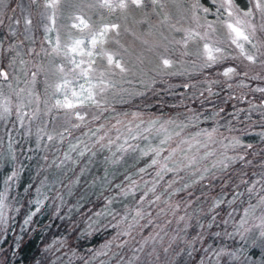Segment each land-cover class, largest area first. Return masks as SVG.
I'll return each mask as SVG.
<instances>
[{"label": "rangeland", "instance_id": "1", "mask_svg": "<svg viewBox=\"0 0 264 264\" xmlns=\"http://www.w3.org/2000/svg\"><path fill=\"white\" fill-rule=\"evenodd\" d=\"M47 2L48 0H36L35 3L32 0H2L0 2V20H3V23L0 24V42L3 45L0 47V68L9 72L7 81L0 78V110H2L6 98L10 100L12 109L10 115L5 119H0V169L3 155L7 156L5 162L10 166L1 178L0 192L4 191L5 179L14 170H18L20 173V168L27 164L28 157H35L36 160L39 159L37 168L39 172L28 201L35 204L34 201L37 199L42 201L49 199V203L56 202L52 211L64 208L68 213L74 209L78 210L90 195H94L95 198H103V204L100 207L84 216L83 225L87 233L85 239L89 240L102 229V232L106 229L110 234L93 248L91 253H83L82 249L67 248V245H64L67 242L65 238L63 240L61 238L53 239L49 245L55 252V257L52 259L55 260V264H84V260L90 259L94 252L100 250L106 241L116 235L118 229L111 225L116 224L125 214H128V219L131 221L132 215L138 207H143L146 213L139 224H147V227L137 226V229L132 233L134 239L126 236L121 237V240H129V244L123 249H116L113 246V251L117 255L109 253L108 256L98 257L92 261V264H99L100 260H104L106 264H127L128 259L133 256V250L139 249L145 238L153 237L157 232L160 236L155 241L150 240L149 244L144 246V252L136 253L139 260L135 264H185L190 259L191 264H200L202 259L205 264H209L206 257H211L214 264L215 258L211 256V249L220 247L236 249L243 246L258 256L259 248H251L249 242L242 241L239 235L229 236L226 233H234L243 216V210L248 207L249 203L257 202V192H260L259 185L253 193L247 192L246 189L252 182L260 180L264 175V139H261L259 135L264 125L252 124L246 118L250 104L264 102V93L251 91L256 87H264V80L250 79L257 72L264 75V70H261L259 66H254V71L249 73V78L234 77L232 80H227L221 75L223 69L227 66L239 65V59L228 60L209 69L201 68L202 62L198 57L189 56L184 58L183 65H176L168 69V71H182L185 73L184 75L161 76L158 72L152 71L159 63L155 54H146L147 59L144 65H139L136 61V57L144 51L146 46L131 33L135 31L137 35H140L148 28L147 23H137L144 18L141 10L130 8L126 14L119 9L110 12L107 8L100 7L97 0H60L57 8L51 9L46 7ZM192 2L193 0H185L184 7L188 8ZM236 2L245 9L251 6L249 0H236ZM200 3L211 10L207 14V19L217 20L216 9L219 0H217V4H213L212 0H200ZM168 10L175 12V8L171 4H169ZM148 11L151 10L148 9ZM53 12H55L54 23L48 19ZM125 15H127V19H125ZM201 15L204 14L201 13ZM26 16L32 20V24L27 26V30L24 23ZM75 17H82L88 27H83V25L72 27L73 24H79ZM17 19L20 21L19 24L14 23V20ZM158 19L155 14L150 17L152 23H156ZM219 19L222 20L224 17L221 16ZM110 23L121 25L120 35L116 36L110 32L103 49L108 52H118L123 58V62L132 67L133 74H128L123 78L124 81H131V83L121 82L118 84L117 90L109 89L107 93L103 94L107 98V103L103 104V109L106 110L91 104H85L75 110L53 107L57 99H64L65 92H67L68 98L73 100V89L79 93L80 85H84V88L89 86L86 79L78 75L79 69L76 70L77 74L69 71L75 66L69 63V56L72 54L70 53L69 56L63 54L65 46L74 39H84L85 51L93 52L91 57V60L94 61L93 68L103 70L107 62L100 54L101 46L98 44L96 48L89 49L86 37L90 31L95 34L105 24ZM190 23L191 21L184 22V26L187 27ZM216 27L217 38L224 39V28L219 24ZM125 28H129L131 31L125 32ZM161 30L165 35H169L166 29ZM171 35L179 39L181 34L172 33ZM57 37H59V52L54 51L57 48ZM116 40H119V44L115 43ZM10 45L14 47L10 49ZM196 50V45L189 46V51L196 52ZM158 51L163 52V49H158ZM229 51L235 55L233 49H229ZM17 53L20 55L17 56ZM171 56L174 60L180 59L178 53H172ZM13 57H16L14 64H12ZM75 59L79 62L81 57L77 54ZM83 59L85 64L81 67L86 68L89 57L84 56ZM20 60H24L26 63L22 65ZM148 60L151 63H148ZM193 60L197 61L195 65L191 63ZM245 63L247 62L245 61ZM60 65L64 66L63 73L59 71ZM33 72L36 73L34 79ZM149 77H155L156 83L146 88L144 84L140 83V79L143 78L147 82ZM65 79L70 81V84L58 91L55 86L63 84ZM114 79L122 81L120 76H115ZM241 79H244L247 87H237ZM213 81H220V83H211ZM92 82L96 83L95 80ZM227 83H232L233 87L228 88ZM185 84L190 86L186 88ZM209 87L212 89L211 94L208 92ZM20 89H24V92H20ZM119 89H128L130 92L144 94L130 96L127 92H121ZM18 92H20L19 96ZM29 93L32 95L30 96ZM162 99L172 108L165 109L166 103H162ZM21 102L25 106L20 109V113H27L23 116V125L17 111V105ZM156 104L164 111L157 112ZM221 108L224 111L220 112L218 117L205 119V117H213L214 113ZM240 109L245 111H238ZM74 111H80L81 115H84V120H79L73 114ZM33 112L36 113L35 116L32 115ZM137 112L142 115L138 118L133 117L132 114ZM193 112L199 114L200 119L186 129V132L219 127L224 136H241L245 140L244 142L252 144L253 148L246 150L247 154L244 160L230 163L223 171L213 169L214 178L210 176L196 184H191V180L184 171H181L179 175L169 172L157 184L156 192H148L144 201H141L140 197L152 186V182L156 178L157 168L153 166L147 168L144 173L139 172L140 168L146 167L151 162V155L142 156L140 150L150 141L153 144L157 143L158 138L150 137L149 140H144L137 137V139H132L128 129H133L132 134L134 135L135 126L140 124L141 119L145 122L158 120L160 123L169 119L187 122V118ZM124 113L128 115L125 116ZM237 115L239 120L236 119ZM94 116H98L99 119H93ZM260 119L259 111L252 112V121ZM117 120H121L123 123L116 124ZM113 124H116V128H112ZM249 124H251L250 127H248ZM73 125H79V127H73ZM101 125L104 127L101 128ZM145 126L144 124L140 125L141 130ZM229 127H234L236 131L229 133ZM40 129L43 131H39ZM241 129H246V133L242 135ZM93 132L96 133L95 136L92 135ZM105 133L107 136L104 143L107 142L108 137L116 142L101 148L96 141L99 136ZM60 134H63L62 138ZM49 135L53 137L52 140L47 139ZM117 136L120 139H117ZM38 137L42 138L38 139ZM126 139L129 144L139 145L135 152L131 149L126 152L119 150L120 145L124 144ZM73 145L77 146L75 150L72 149ZM85 145L90 150H85ZM173 146H175L174 143ZM125 147H127L126 144ZM81 151H84L83 156L80 155ZM236 151L244 154L245 150L237 149ZM166 154L165 152L164 155ZM235 154L232 150L228 151L230 156ZM92 158L95 160L92 161ZM247 161H251V163ZM205 163L210 166L211 158ZM74 165L80 166L77 171L82 173H73ZM80 175L85 179L82 181L78 179L77 177ZM179 176H185V180L181 181ZM16 178L10 182L8 199L5 201L9 205L7 213L8 216L10 215L9 219L19 207L14 204L16 194L13 190L16 187ZM173 178L176 179V183L172 188L167 189V182ZM132 181L137 182L134 190L124 195L123 190ZM145 181L148 182L147 185L144 183ZM184 183H189L191 186L183 188ZM177 188H183V191H175ZM239 188L244 196L254 194L256 197L233 201ZM161 193L163 195L160 200L156 201L155 196ZM49 194L52 197H48ZM61 196L63 202L60 200ZM217 199L223 200L224 203L212 209V205ZM109 200L113 202L109 204ZM148 200L154 202L147 203ZM229 201L233 202L229 203ZM97 212L105 214L96 216ZM108 212L112 214L108 215ZM148 213L150 215H147ZM28 214L29 211H25L21 219L25 220ZM181 216L185 219L180 220ZM149 220L151 223H148ZM225 220L228 221L227 224L223 222ZM202 224L205 227L201 228ZM209 225L211 226L209 227ZM216 233L221 235L217 236ZM207 235L211 236L213 244L215 238L216 242L220 243L219 246H211V242L205 238ZM3 237H5V231L2 233ZM189 241L194 242L189 244ZM226 241L227 244H222ZM169 244L172 247L165 253L163 249L167 248ZM90 247L92 246L89 245L87 249ZM153 247L156 249V255H147ZM1 249L2 247H0ZM175 252L180 254L177 256L174 254ZM121 256L123 260H120Z\"/></svg>", "mask_w": 264, "mask_h": 264}, {"label": "snow or ice", "instance_id": "2", "mask_svg": "<svg viewBox=\"0 0 264 264\" xmlns=\"http://www.w3.org/2000/svg\"><path fill=\"white\" fill-rule=\"evenodd\" d=\"M2 2V0H0ZM33 3L36 0H32ZM98 4L102 8H107L110 12L119 9L123 13H127L130 8L139 9L143 13V19L137 21V23H147V31L137 35L135 31H132V35L136 39H140L145 45L144 51L136 57V61L139 65H144L147 59L146 54H155L159 63L155 68L152 69L154 72H158L161 76H175V75H184L182 71H168V69L173 68L176 65H183L185 63L184 58L189 56H196L202 62L201 68H212L214 65H220L228 60H240V64L237 66H227L223 69L221 75H223L227 80H232L234 77H243L249 78V73L254 71V66H259L261 70H264V0H249L250 7L242 8L236 0H219L218 7L216 9L217 20L210 21L207 19V14L211 11L209 8L204 7L200 0H193L188 8L184 7L185 0H97ZM60 0H48L46 7L51 9H56L59 5ZM213 4H217V0H212ZM171 4L175 8V12L168 10V6ZM148 9L151 11L149 12ZM223 9V11H221ZM190 13V15H189ZM201 13L204 15L202 16ZM152 14H155L159 19L156 23H152L150 17ZM221 16L224 19H219ZM53 23L55 22V12L52 16L48 17ZM79 21V24H73L72 27H88L87 23L83 20L82 17H75ZM127 19V15H125ZM191 21L189 26L185 27L184 22ZM203 21V22H202ZM3 23V20H0V24ZM15 24H19L20 21L14 20ZM24 23L26 26L32 24V20L29 17H25ZM219 24L225 30L224 39H219L216 36L217 27ZM159 25V27H157ZM121 25L118 23L105 24L102 29L97 31L95 34H92L91 31L86 37L88 40L89 49H94L99 44L101 46V55L106 59V66L103 70H98L93 68L94 61L91 60L93 52L91 50L85 51L83 47L85 44L84 39H74L72 42L65 46L64 55L69 56V63L73 64L75 67L69 69L73 74H77L76 70L79 69L78 75L84 77L88 83V88H84V85H80V92L77 93L74 89L72 90L73 100L68 98L67 92L64 94V99H57L53 107L63 108L68 110H75L78 107H82L85 104H91L97 108L103 109V104L107 103V98L103 95L108 92L109 89L117 90V86L121 82L131 83V81H124L123 78L128 74L132 73V67L128 66L123 62V58L119 53L108 52L103 49V45L107 42L108 34L114 33L116 36L120 35ZM161 29H166L169 35H165L164 31ZM125 32L131 31L129 28L124 29ZM172 33H180V38L177 39ZM15 34V33H13ZM148 37H152L149 39ZM30 38V37H26ZM22 43V41H21ZM115 43L119 44V40H116ZM190 45H196V52L189 51ZM2 42H0V47H2ZM10 49L13 48V45L9 46ZM163 49V52H159L158 49ZM235 51L233 55L232 51ZM54 51L59 52V37H57V48ZM178 53L180 59H172L171 54ZM81 57L80 61L77 62L75 55ZM17 56L20 54L17 53ZM84 56L89 57L87 61V67L82 68L81 65L85 64ZM245 61L247 63H245ZM16 62V57H13L12 64ZM151 63L150 60L147 61ZM24 60H20V64H25ZM193 65L197 63L196 60L191 61ZM12 66L11 64L9 65ZM59 71L64 72V66H59ZM143 71V70H141ZM36 73H32L33 79L35 78ZM115 76H120L122 81H117L114 79ZM0 78L3 80L9 79V72L3 68H0ZM252 80H264V75L256 73L250 77ZM95 80L96 83L92 81ZM140 83L144 84L146 88L151 87V85L156 83L155 77H149L147 82L141 78ZM211 83H220V81H213ZM70 84V81L67 79L64 80L63 84H57L56 89L62 90L66 85ZM190 85L185 84L184 87H189ZM228 88H232V83H227ZM237 87H247L244 82V79H241ZM121 92H127L131 95H143L142 92H130L128 89H119ZM251 91L264 93V87H256L251 89ZM20 92H24V89H20ZM20 92L17 95H20ZM209 94H211V87L208 88ZM31 96L32 93H29ZM203 95V93H201ZM98 97H100L98 99ZM231 98V97H229ZM24 103L21 102L17 105V111L20 114V121L23 125V116L27 113H20V109L24 107ZM11 104L10 100L5 99L4 104L2 105V110H0V119H5L8 115L11 114ZM106 110V109H103ZM224 109L221 108L218 112H215L213 117H205V119H215L220 115V112H223ZM238 111H245L240 109ZM254 111H259L261 119L259 121H252L251 114ZM79 120H84V115H81L80 111H74L73 113ZM36 115L35 112L32 114ZM127 116V113H124ZM133 117H140L141 113H133ZM252 124L260 123L264 125V102L259 104H250L249 110L246 117ZM93 119H99L98 116H94ZM200 115L193 112L191 116L187 118V122L179 121L177 122L174 119H169L160 123L158 120H149L145 122L140 120V124L135 126V134L133 135V129L129 128V134L132 139H137V137L144 140H149V138H158V142L153 144L151 141L141 149L142 156L151 155V162L144 168H140L139 172L144 173L147 171V168L156 166V178L152 182V186L148 188L143 196L140 197L141 201H144L147 197L148 192L155 193L156 186L160 180H163L164 176L173 172L179 175L181 171H184L186 176L191 180V184L199 183L210 176L214 178L215 172L213 169H219L223 171L226 169L230 163L235 162L236 160H244L245 155L247 154L246 150L253 148V145L250 143H245L241 136L238 135H229L224 136L220 132L219 127H212L211 129L201 128L195 132H186V129L192 126L194 122H198ZM236 119L239 120V116H236ZM121 120H117L116 124H122ZM131 123V121H129ZM243 123V121H241ZM116 124L112 125V128H116ZM146 125L143 130H141L140 125ZM251 124L248 125L250 127ZM73 127H79V125H73ZM104 126L101 125V128ZM67 131V129H65ZM39 131H43L40 129ZM99 131V129H97ZM119 131V129H117ZM229 133L236 131L234 127L228 128ZM241 134L246 133V129H241ZM61 138L63 134H60ZM93 136L96 135L95 132L92 133ZM261 139H264V127L261 128L259 133ZM107 133L101 135L97 138L96 143L100 144L101 148L108 147L111 144H114L116 141L111 137L107 138V142L104 143ZM42 137H38L41 139ZM48 140H52L53 137L49 135ZM117 139H120L117 136ZM227 141V143H225ZM82 143V142H81ZM173 143L175 146H173ZM125 144L127 147H125ZM11 147V145H9ZM77 146L73 145L72 149L75 150ZM139 145L129 144L127 139L124 144L120 145L119 150L126 152L128 149H131L133 152ZM203 149V152H201ZM237 149H243L244 154L236 151ZM85 150H90L85 145ZM232 150L235 152V155H228V151ZM167 153L164 155V153ZM95 154V153H93ZM80 155H84V151L80 152ZM70 158V157H69ZM211 158L210 166L205 163ZM15 159V156H13ZM251 163V161H247ZM171 165V166H170ZM19 171L14 170L11 175H9L4 181V191L0 192V232L6 230V226L9 222L8 217V208L9 205L5 203L8 199V191L10 182L14 181V178L18 177ZM181 181L185 180V176H179ZM247 183L246 181H242ZM136 181H132L131 184L123 190V194L127 195L129 192L133 191L136 185ZM147 185V181L144 182ZM176 183V179L167 182V189L172 188ZM259 185L260 192H257V202L255 204L249 203L248 207L243 210V216L240 218L234 233H226L229 236L239 235L242 241L249 242L251 248H259L260 253L258 256L251 253L249 248L240 247L236 249H229L226 247H220L217 249H211V256L215 258L214 264H220L222 258L227 257L229 261L235 262V264H264V175H262L260 180L252 182V184L246 189L247 192L253 193ZM191 185L189 183H184L183 188H188ZM31 187V185L29 186ZM119 187V186H118ZM183 188H177L175 191H183ZM165 189V191H167ZM39 191V189H37ZM160 195L155 196V200L159 201L161 198ZM191 195V193H189ZM243 193H239L238 196H242ZM237 197H233V201ZM61 202H63V197H60ZM233 201H229L232 203ZM113 201L109 200L108 203L111 204ZM154 201L148 200L147 203H153ZM34 203L38 206L36 211H30L27 217L24 220V224L28 225L32 222L34 216L37 212L40 211V205L43 204L42 200L37 199ZM224 201L217 199L212 205V209H215L219 205L223 204ZM107 207V206H106ZM178 207V205H176ZM19 211V209H16ZM58 211V210H57ZM163 211V209H161ZM105 213L97 212L96 216L104 215ZM111 215V212L107 213ZM146 213L144 212L143 207H138L135 209L134 215H132L131 221L128 219V214L121 216L120 220L116 224L111 225L114 228H117L118 231L116 235L111 239L105 242L102 245L101 249L94 252L90 259L84 260V264H92V261L96 260L101 256H108L109 253L112 255H117L113 251V246L116 249H123L129 244V240H121V237H130L132 236L133 231L137 229V226L140 228L147 227V224L140 225L139 221L144 219ZM147 215H150L148 213ZM231 215V214H229ZM185 217L181 216L180 220H184ZM214 219V218H213ZM225 224L228 223L227 220L223 221ZM151 223V220L148 221ZM211 225H209L210 227ZM91 227V226H90ZM187 227V225H186ZM201 228L205 227L203 224L200 225ZM215 235L219 236L220 233ZM160 234L157 232L155 236L145 238L142 246L139 249L133 250V256L128 259L127 264H135L139 260V256L136 255L137 252H144V246L149 244V241H155ZM194 241H189L191 244ZM172 245L169 244L167 248H164L163 251L167 253L171 249ZM211 248V246H210ZM175 255H179V252H175ZM190 254V253H189ZM75 255V253H73ZM149 256L156 255L155 247L152 248V251L147 253ZM158 258V257H156ZM209 260V264H213L211 257H206ZM120 260H123V257H120ZM99 264H106L104 260H100ZM200 264H205L204 260L200 261Z\"/></svg>", "mask_w": 264, "mask_h": 264}, {"label": "trees", "instance_id": "3", "mask_svg": "<svg viewBox=\"0 0 264 264\" xmlns=\"http://www.w3.org/2000/svg\"><path fill=\"white\" fill-rule=\"evenodd\" d=\"M163 102H165L164 99H162ZM157 105L155 106V108H158L157 112L161 113L164 111L160 107H157ZM168 107L172 108L166 103L165 109H169ZM6 159L7 156L3 155L0 181L5 175L7 168L10 167L5 162ZM35 160V157H28L27 164L20 168L19 176L16 178V187L13 190L16 194V197L14 196L16 198L14 204L19 206V211H15L14 215L9 219L8 225L6 226L7 232L5 230V237L2 238L4 231L0 232V247H2L0 250V264H55V260H52L55 257V252L49 245L53 239L61 238L63 240L65 238L67 242L64 245H67V248L72 250L82 249L83 253H91L93 248L110 235L108 230L105 229L102 232V229L95 233L96 235L89 240L85 239L87 238V233L83 225L84 216L103 204V198H95L94 195L88 196L87 200L85 199L86 202L84 201L85 203H82L78 210L74 209L75 211L72 210L68 213L65 212L64 208H60L58 211H52L56 202L49 203V199H44L43 204L39 206L40 211L33 217L32 222L25 225L23 222L24 219H21L25 211H36L38 207L28 201L35 187V181L39 172L37 170L39 159ZM94 160L95 158H92V161ZM85 164L88 165V163ZM79 167L74 165L73 173H82L79 170L77 171ZM77 178L81 181L85 179L82 178V175ZM85 181L87 182V180ZM30 185L31 187H29ZM239 193H241L240 188L235 194V197H237L235 200L237 201L256 197L254 194L238 196ZM48 197L52 196L49 194ZM205 238L211 242V246L216 247L220 244L216 242L215 238L213 244L211 241L213 239L210 235H207ZM222 244H227V241ZM89 245L92 247L87 249ZM190 262L191 259L185 264H191ZM220 264H235V262H231L225 257L221 259Z\"/></svg>", "mask_w": 264, "mask_h": 264}]
</instances>
